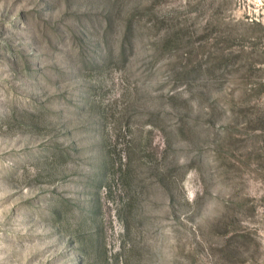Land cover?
Instances as JSON below:
<instances>
[{
	"label": "rangeland",
	"instance_id": "374dc122",
	"mask_svg": "<svg viewBox=\"0 0 264 264\" xmlns=\"http://www.w3.org/2000/svg\"><path fill=\"white\" fill-rule=\"evenodd\" d=\"M0 264H264V0H0Z\"/></svg>",
	"mask_w": 264,
	"mask_h": 264
}]
</instances>
